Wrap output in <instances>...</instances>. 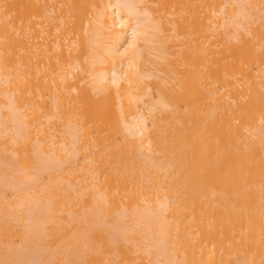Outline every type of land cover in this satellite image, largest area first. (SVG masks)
I'll list each match as a JSON object with an SVG mask.
<instances>
[{
    "label": "bare ground",
    "instance_id": "1",
    "mask_svg": "<svg viewBox=\"0 0 264 264\" xmlns=\"http://www.w3.org/2000/svg\"><path fill=\"white\" fill-rule=\"evenodd\" d=\"M15 239L40 264H264V0H0Z\"/></svg>",
    "mask_w": 264,
    "mask_h": 264
},
{
    "label": "rangeland",
    "instance_id": "2",
    "mask_svg": "<svg viewBox=\"0 0 264 264\" xmlns=\"http://www.w3.org/2000/svg\"><path fill=\"white\" fill-rule=\"evenodd\" d=\"M15 244L18 245L19 248H18V246H16ZM13 246H14V248H12L11 251H10V250H5V251H4V250H0V264H8L9 262H10L9 264H16V263H17V264H23V261H22V259H21L22 257H21V258H18V257H17L18 260H21V261H22V263H19L18 260H15V258L11 257L12 253L15 254L16 256H19V255L22 256V254L24 253L23 255L26 256L27 252L30 251L29 254L32 253L33 256H32V255H28L27 259L29 258V256H32V257H30L29 260H27V261H30L31 259H34V260H33V261H35L34 264H36V263H37V264L42 263L43 261L41 260V257L46 256V253H47V255H50V254L54 253V252H51V251H49V252H51V253H48V252H45L44 250H39L40 248H37V250L34 249V250H35V252H34V250H33L32 247H31L32 249L29 248L30 250L27 249L28 251H26V252H25V249L22 251L21 249H23V247H21V245L19 244L18 241H16V239H15V242H14ZM15 246H16L17 249L15 248ZM20 247H21V248H20ZM35 248H36V246H35ZM15 249H16V250H15ZM12 250L15 251V252H12ZM32 250H33V251H32ZM31 251H32V252H31ZM38 251H39V252H38ZM43 251H44V252H43ZM7 252H8L9 254H8ZM41 252H42V254H41ZM43 253H44L45 255H44ZM4 254L7 255V256H9V257H11V258L8 257V260H7V257H6L5 261H7L8 263H6L5 261H4V262H5V263H4V262L2 261V260H4V256H3ZM17 254H18V255H17ZM54 254H55V253H54ZM35 255H37V256H35ZM12 256H14V255H12ZM20 256H19V257H20ZM62 256H63V255H62ZM34 257H35V258H34ZM63 257H65V256H63ZM37 258H39V259H37ZM23 259H25V258H23ZM67 260H68V259H67ZM67 260H66V263L69 262V260H68V261H67ZM76 260H77V259H76ZM83 260H84V261H87V260H85V259H80V258H78L77 263H78V264H79V263H83V264H84ZM24 261H26V259H25ZM40 261H41V262H40ZM79 261H80V262H79ZM14 262H15V263H14ZM31 262H32V260H31ZM38 262H39V263H38ZM32 263H33V262H32ZM64 263H65V261H64ZM85 263H86V262H85Z\"/></svg>",
    "mask_w": 264,
    "mask_h": 264
}]
</instances>
